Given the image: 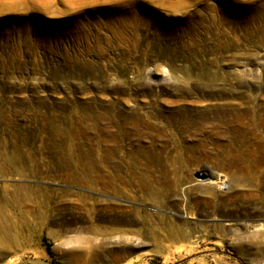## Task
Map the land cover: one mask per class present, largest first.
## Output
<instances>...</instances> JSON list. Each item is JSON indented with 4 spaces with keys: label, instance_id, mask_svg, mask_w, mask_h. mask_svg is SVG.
I'll return each mask as SVG.
<instances>
[{
    "label": "rangeland",
    "instance_id": "obj_1",
    "mask_svg": "<svg viewBox=\"0 0 264 264\" xmlns=\"http://www.w3.org/2000/svg\"><path fill=\"white\" fill-rule=\"evenodd\" d=\"M131 104L251 116L169 117L158 134L101 115ZM263 109L264 0H0V145L23 168L22 178L0 175V186L46 195V207L22 201L27 221L19 235L11 227L17 245L0 264H263L264 168L251 166L264 153ZM107 128L130 133L102 138ZM188 134L216 160L185 162ZM229 158L240 171L207 195L210 176L199 171L215 175L213 160ZM80 173L86 183L75 182ZM149 188L161 191L156 205ZM104 200L123 208L105 218ZM106 222L126 241H105ZM170 225L188 238L156 236Z\"/></svg>",
    "mask_w": 264,
    "mask_h": 264
},
{
    "label": "bare ground",
    "instance_id": "obj_2",
    "mask_svg": "<svg viewBox=\"0 0 264 264\" xmlns=\"http://www.w3.org/2000/svg\"><path fill=\"white\" fill-rule=\"evenodd\" d=\"M173 78L177 84H182L181 83L183 82L182 79H180L177 75L174 74ZM193 97H196V96H193ZM210 98L214 100H218V99L222 100V95L212 94ZM101 115L104 118L105 122L109 120H115V118H121L122 124L124 126H126V124L134 125V126H135V123L137 125L142 124V125H145L144 130H151L154 133L159 134L165 130V125L169 117L176 118L179 121L181 120L183 122H193L195 124H200L201 122H206L210 120L220 121L221 119H224L225 117H228L229 115L231 116L233 115L234 118L242 117V116H251V112L247 110V108L242 110V112L231 111V110L224 108V109H218V110L216 109L215 110L213 109L189 110V111L182 110L178 114L165 115L159 112L152 113L150 110H146L143 113H140L138 112L136 105L131 104L128 107H117V109H113L111 106L106 105L105 107L102 108ZM255 117L258 121L257 124L264 125V109L262 110V112H260ZM148 119L158 120L157 121L158 125L154 126L150 124L148 122ZM134 129H136V127ZM129 133H130L129 129L122 128L117 131H113L107 128L103 132L102 138L104 137V138L111 139V140H117V138L121 139V134L123 138L124 135L126 134L128 135ZM135 133L137 134L136 131ZM263 135H264V129H263ZM184 138H185V143H186L185 156H184L185 162L190 163L191 161L193 162L195 160H199L201 162L207 163L208 159L214 158L210 152L206 151L204 148L201 147V145H198V143L196 144L194 139L190 137L189 134L185 136ZM261 147L264 150V136L262 137ZM104 156H106V152L104 153ZM214 159L216 160V158ZM74 160L75 162L78 161L77 159H74ZM215 160H213V163H214L213 170L216 173L215 175L210 174V172L206 170L199 171L200 173H206V174H209L210 176L205 186L204 185L201 186V187H205V190H206L205 193L209 196H213L216 194L217 185L224 184L228 179H230L229 176L231 174L234 175L241 169L240 162H237L235 158H229L225 161H220V162L215 161ZM0 162H1L0 175L4 176L7 174H11V175H14V177L18 176L22 178L23 176L22 165L21 166L16 165V163L22 162V156L19 153L12 151L9 154H6L4 151L1 150V145H0ZM75 164H78V162H76ZM69 165L71 166L72 164L70 163ZM70 166H69L68 172L66 174L63 173L64 177L67 179H70V177L72 178L73 176L70 172L71 170ZM251 166L254 172L258 171L260 166L264 168V153L259 158H254ZM83 173L84 172H82V174ZM82 174L81 173L77 174V177L74 178L76 179L75 182L86 183L84 176ZM106 185L107 186L110 185L109 182ZM138 185L145 188V182L143 180H139ZM0 192L3 195L2 200H0V256H2L6 254L10 248H14V245H17L16 238L11 236V230H10L11 227H14L15 228L14 230H16V235H19V232L22 229L23 222L27 221V216L25 212L28 210L22 211V207H23L22 201L32 202V200H34L33 202L37 201L41 203L43 207H46V203H45L46 195L41 193V190L38 188H30V187H26L20 184L12 185L11 190L8 189V187L5 185H1ZM147 195H148L147 196L148 200L154 203L155 205L160 202L159 196L161 195V191L159 189L149 188ZM79 198H78L79 199L78 201H80L81 203L80 205L84 204L85 201H83V198L82 197H79ZM122 208L123 207L120 203H112L109 200L103 201V210H104L105 218L109 219V215L113 209L120 210ZM4 211H7L8 213L6 214L4 213ZM9 211H12L13 214L15 212L16 213L11 216ZM130 211L135 214L139 212L137 208H132ZM30 213L33 215V217H35L36 221L40 222L42 220V217H43L42 214H38L35 211L34 212L31 211ZM179 228H176L174 225H170L167 230L161 232V234H157L156 236L160 235L161 238L163 237L164 239H167L168 242H178L180 240H184L188 238V233L185 232L184 229H179ZM126 232L127 231L122 228L111 227L106 222L103 229L101 230V235L104 238V240L107 242H110L112 239H117V242H118L117 244H120V243H123L122 242L123 239L126 241L125 239L126 238L125 235L127 236ZM132 236L134 235L132 234ZM140 245L138 244V246ZM133 249L131 247H127V248L125 247L123 249L124 251L123 253L130 254L133 251ZM156 252L160 253V252H163V250L162 249L156 250L155 253ZM141 255L142 253H140L138 256H141Z\"/></svg>",
    "mask_w": 264,
    "mask_h": 264
},
{
    "label": "built area",
    "instance_id": "obj_3",
    "mask_svg": "<svg viewBox=\"0 0 264 264\" xmlns=\"http://www.w3.org/2000/svg\"><path fill=\"white\" fill-rule=\"evenodd\" d=\"M264 264V263H263Z\"/></svg>",
    "mask_w": 264,
    "mask_h": 264
}]
</instances>
